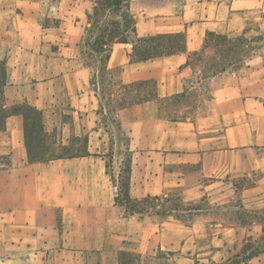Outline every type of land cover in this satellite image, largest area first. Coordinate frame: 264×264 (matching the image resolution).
<instances>
[{"label": "crops", "instance_id": "obj_1", "mask_svg": "<svg viewBox=\"0 0 264 264\" xmlns=\"http://www.w3.org/2000/svg\"><path fill=\"white\" fill-rule=\"evenodd\" d=\"M98 1L68 0L65 7L66 0L56 6L48 0H0L5 105L26 103L41 111L45 132L60 130L64 140L84 135L89 144L88 156L29 163L22 116L6 118L0 156L6 155L10 166L0 163V239L6 241L0 264H102L97 261L104 230L121 210L114 197H104L109 187L115 195L116 186L104 157L96 154L104 141L101 119L111 115L101 99L98 71L84 66L78 46ZM253 9L261 10L256 27L264 34V0H129L137 37L186 35L185 53L140 63L129 61L131 42L111 44L107 68H121L123 84L152 80L158 98L185 95L169 115L176 112L175 121L160 117L157 99L114 113L121 135L116 145L129 152L132 198L167 197L166 191L180 188L184 203L206 197L223 210L234 199L238 209L264 208V53L210 79L197 76L195 83L186 65L187 54L201 49L207 31L241 33L244 14ZM195 85L208 97L185 118L180 107ZM65 115L70 122H62ZM108 129L114 135L111 125ZM189 167L199 169L201 181L188 183L184 168ZM238 180L250 185L238 188ZM57 209L60 230L54 228ZM232 218L209 223L214 231L207 245L200 243L207 236L204 221L186 224L171 213L159 218L163 227L151 233L149 223L140 220L133 251L151 257L158 250L173 252L176 264H221L228 255L241 257L244 243L255 244L262 235L257 221ZM248 252L254 253L248 264H264V251Z\"/></svg>", "mask_w": 264, "mask_h": 264}, {"label": "trees", "instance_id": "obj_2", "mask_svg": "<svg viewBox=\"0 0 264 264\" xmlns=\"http://www.w3.org/2000/svg\"><path fill=\"white\" fill-rule=\"evenodd\" d=\"M128 4L129 0H99L96 3L92 12L87 15L89 26L85 29L78 44L79 57L84 66L97 69L101 99L104 106L107 107L108 113L114 114L123 108L157 99L160 117H168L175 121L177 119L176 112L173 116L169 115L172 114L171 110L176 109L180 101L185 98L184 93L173 97L158 98L154 81L144 80L123 84L120 80L122 69L107 68L111 44L116 42H131L130 63L152 61L186 52V35L184 32L157 33L147 37H137L134 31V20L128 13ZM255 31L256 34L253 36L246 35L247 29L236 36L207 31L201 49L187 54L186 65L192 69L197 67L201 80L233 71L253 56L257 49L264 47V34L258 32L257 28ZM5 84V61L0 59V131L4 130L7 117L16 114L22 116L23 142L29 163L89 155L87 138H83L80 147L71 150L73 152H67L68 148L60 146L61 152L55 153L46 141L50 134L43 129L41 111L26 103L6 106L3 97ZM73 139L78 140L79 138L74 137ZM105 168L110 169L106 173L109 175L111 183L116 186L113 198L114 205L119 207L127 216L134 214L165 216L179 211L188 212L193 209L184 206L180 195L167 194V197L148 195L142 199L132 198L129 193L130 157L127 150L117 178L107 163ZM259 213L257 222L261 225L263 233L261 241H264V208ZM248 251L250 250L243 249V255L241 257L236 256L241 260L233 262V264H248L246 260L254 255ZM157 253L161 254L158 258L164 260L175 255L173 252L163 253L159 250ZM140 257L141 255L134 251H118L117 264H135Z\"/></svg>", "mask_w": 264, "mask_h": 264}, {"label": "rangeland", "instance_id": "obj_3", "mask_svg": "<svg viewBox=\"0 0 264 264\" xmlns=\"http://www.w3.org/2000/svg\"><path fill=\"white\" fill-rule=\"evenodd\" d=\"M60 0H48V5H52V6H56L58 5ZM178 3L181 0H177ZM70 3L68 2V0H66L64 6L67 7V5H69ZM260 16H262L261 14V10L259 9H253L251 11H248L244 14V17L246 18V25L244 28H246L248 30L247 32V36H253L256 34V32L254 30H256V28L258 29V27H256V19H258ZM254 29V30H253ZM240 34V33H238ZM238 34H228L229 36H236ZM264 53V47L257 49L255 54H263ZM209 54V53H208ZM192 73H194V75L190 78L193 83H195L197 76H199V72L197 70V67L195 69H192ZM189 81V82H190ZM188 84V82H187ZM205 86V85H204ZM190 95V94H189ZM208 97V92L206 91V89L201 85L194 87V89L191 91V95L189 96V98L187 99V101L181 105L180 107V111L184 114L183 116L189 117L192 115V113L195 110V107L197 105V101L202 102L203 99ZM100 111H98L99 113ZM110 117H106L103 116V118L101 119L102 121V125H103V143L100 146V148L96 151H98L99 153H96L98 155H101L104 157V161L105 164L107 163L114 176L116 177L117 174H119V170L120 168H122V163L125 160V149L121 146L116 145V143H118L119 139H115L116 138H121L120 135V130L116 128V123L114 121V114H110ZM65 116H70V115H65ZM65 116L62 120L63 121H69V117L66 120ZM70 122V121H69ZM111 125V129L114 133V135H112L110 133V130L108 129V126L110 127ZM74 136H71L68 140H64L62 139L61 136V131L59 130H55L52 133H50V135L47 137L46 141L51 145V148L54 150L55 153H60L61 152V147L60 146H64L65 148H68L67 152H73L71 150H75L78 147H80L81 144V140L83 138H87V136L81 135L80 137H78L79 139H73ZM89 147L88 144V140H87V149ZM92 147V145H91ZM70 148V149H69ZM94 150L91 149V152H93ZM0 163H3L6 167L10 166V161L7 159V156H0ZM110 170V169H109ZM108 169H106V172L109 171ZM184 171L190 174L191 179L188 181L189 184H193L195 182H199L201 181V177L199 174V169L196 167H189V168H184ZM109 176V175H108ZM234 185H236L238 188H241L242 186H248L250 185V182H247L245 180H238L236 182H234ZM181 189L180 188H174V189H170L168 191H166V194H171V195H175L178 196L180 193ZM107 194V196H106ZM104 195L105 198H113L114 197V189L110 188L108 189L107 193ZM206 197L204 198H200L198 200H195L193 202L190 203H184V206L186 208H193V209H197V211H192V212H186V211H179V212H175V216L181 221V222H185L186 224L190 221H204L206 222V228H207V236L203 237L202 239H200V243L202 245H207L212 237V233L214 231V227H209V223L211 222H215V221H223L226 219H233L232 216L238 217L240 219H242V221L244 222H249L251 220H255L257 221L258 216L260 215L259 211H261L263 208H259V209H255V210H242V209H238L237 208V202H234L236 199H234V201L230 202V203H225L226 209L223 210V208L217 207L215 204H217L215 201H211L208 202L207 200H205ZM110 208V207H109ZM110 210V209H109ZM112 211L110 210V213ZM134 219L133 221L129 222L128 220H124L125 218L128 219L129 216H127L126 214L123 213L122 210L119 211L118 214L114 213V217L112 218V220H110V223H108V225H106V229L104 230V241H103V246L102 249L100 251V253H102V255L100 257H98V261L100 260L102 261V264H117V260H118V251H133V249L135 248L137 241L139 239V235L137 230L140 229V220H144L147 223H149V227H150V231L151 233H156V231L158 229H161V227H163V225L160 222V219L162 218V216H156V215H147V214H134ZM167 216V215H166ZM169 216V215H168ZM165 217V216H164ZM173 216L170 215V217H168L170 220H172ZM160 218V219H159ZM54 219H55V226L54 228L56 230H60L61 229V219H62V214L61 211L59 209L55 210L54 213ZM118 219V220H117ZM173 221V220H172ZM173 224H177L175 221L173 222ZM126 227V228H125ZM125 229V230H124ZM127 232H129V236L127 235ZM263 235V233H262ZM261 235V237H262ZM115 238L120 244L116 245L113 242V238ZM1 238V237H0ZM253 248H257L258 250H262L264 249V241H261V238L258 239L255 244H251L250 242L244 243L242 250L244 249H248V250H252ZM6 252V241H2L0 239V257H2V255L4 256ZM151 256L145 255L143 254L140 259L135 263V264H173L175 263V256L173 257H168L167 260H163L158 258L159 256H161V254L159 253H154V254H150ZM158 258V259H157ZM238 260H241L240 258H237L235 254L233 255H228L226 256V259L221 262V264H233V262H236ZM191 264V263H190ZM204 264V263H203Z\"/></svg>", "mask_w": 264, "mask_h": 264}]
</instances>
